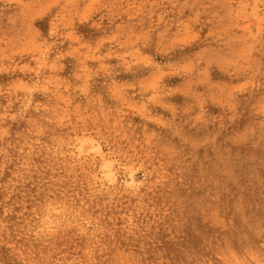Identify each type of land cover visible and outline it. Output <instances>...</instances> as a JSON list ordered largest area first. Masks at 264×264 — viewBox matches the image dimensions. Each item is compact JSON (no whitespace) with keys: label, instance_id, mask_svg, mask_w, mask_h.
<instances>
[{"label":"rangeland","instance_id":"374dc122","mask_svg":"<svg viewBox=\"0 0 264 264\" xmlns=\"http://www.w3.org/2000/svg\"><path fill=\"white\" fill-rule=\"evenodd\" d=\"M0 264H264V0H0Z\"/></svg>","mask_w":264,"mask_h":264}]
</instances>
